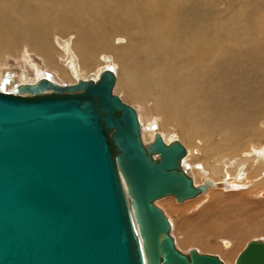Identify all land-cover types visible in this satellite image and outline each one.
I'll return each instance as SVG.
<instances>
[{
    "label": "water",
    "instance_id": "95a60500",
    "mask_svg": "<svg viewBox=\"0 0 264 264\" xmlns=\"http://www.w3.org/2000/svg\"><path fill=\"white\" fill-rule=\"evenodd\" d=\"M115 79L107 66L97 79L0 90V264H224L179 250L155 203L216 184H194L178 139L142 141ZM234 264H264V240L246 242Z\"/></svg>",
    "mask_w": 264,
    "mask_h": 264
},
{
    "label": "bare ground",
    "instance_id": "6f19581e",
    "mask_svg": "<svg viewBox=\"0 0 264 264\" xmlns=\"http://www.w3.org/2000/svg\"><path fill=\"white\" fill-rule=\"evenodd\" d=\"M219 2L0 0V57L21 51L28 42L27 53H38L49 63L58 54L63 56L59 75L72 84L83 79L84 71L94 69L92 57L111 51L121 71L113 89L121 83L126 95L143 106L142 118L163 115L174 121L181 135L206 142L193 175L184 163L188 157L181 161L194 184L209 179L221 194L252 186L248 192L261 200L264 146L258 147L264 144V0H241L226 10L217 9ZM69 35L74 38L67 41ZM57 36L63 38L61 43ZM116 40L121 42L114 44ZM102 60L111 62L108 55ZM34 70L36 79L19 84L47 76ZM150 126L141 124L143 142L152 141L156 133L147 129ZM167 133L161 135L165 142L175 136ZM190 149L185 154L189 157L195 150ZM230 232L222 228L223 236ZM222 238L227 248L229 243Z\"/></svg>",
    "mask_w": 264,
    "mask_h": 264
},
{
    "label": "rangeland",
    "instance_id": "374dc122",
    "mask_svg": "<svg viewBox=\"0 0 264 264\" xmlns=\"http://www.w3.org/2000/svg\"><path fill=\"white\" fill-rule=\"evenodd\" d=\"M240 1L241 0H234L233 3H231L227 2V0H220L218 3L219 7L217 9L226 10ZM244 1H247L246 3L249 2V0H242V2ZM250 1L255 3L256 0ZM228 11L229 9L227 12ZM71 35H69L67 41H70L74 38L75 34H73L74 36ZM57 37L58 41L61 43L63 38L59 36ZM53 40L55 42V39ZM118 42L116 40L113 43L118 44ZM28 44V42L22 44L24 48L19 52L11 50L9 53L6 52L4 56L0 57V61L2 62V64L0 62V90L9 91L16 84L24 81H33L37 78V73L34 72V69L36 68L37 72L42 70L44 74L51 76L54 81H57L61 84L73 82L63 79L59 75L58 68L65 63L63 56L60 57V54H58L57 57L55 56V62L49 63L42 55L38 53H27L29 48ZM23 53H26L27 55L25 54L26 56L24 55L25 57H23L21 55ZM104 55L110 56L111 62H104L102 60V56L103 58L105 57ZM74 57H76L75 61L77 69H79L80 64L78 57L76 55ZM89 61L92 62L93 65L95 64L94 69L88 72L84 71V73L80 76L81 78L85 79L88 77L95 79L97 78V74L106 66H111L113 68L116 76H119L118 79L121 77L118 60H114V55L111 51H103L98 53L97 56L92 57ZM24 76L26 77V80H22V77ZM113 93L118 95L125 103L129 104L135 109L137 116L138 114L140 115L139 119L142 122L140 123L138 119L140 125L142 124L143 126H149V124L152 123L158 125L156 129L147 128L151 133L158 132L161 135H164L166 132H168L169 134L175 136L167 140V142L176 138L184 145L185 148L189 145L186 150L189 148L199 150L198 154H196V152L194 153L195 150H193V154L190 155V157L188 155L184 156L185 158L186 156L188 157L184 163L186 167L188 166L189 168L190 166V168H192H189V170L193 175L194 166L200 163L203 159H201V151L202 149L204 150L206 142L203 143V141L200 140V144L198 140L195 141V139H192L190 136L189 137L191 139H188L187 133V138L185 135H181L178 131V126L177 128L174 126V121H168V119L163 117V115L160 116L159 114H154V118L152 119L147 116L142 118L141 114L143 106L136 101L135 103L130 97L126 95L125 89L122 87L121 83L113 89ZM161 121L163 123H161ZM194 143L196 146H194ZM258 143L259 142H255V145ZM263 146L264 144L261 147L256 145V147L259 149H263ZM250 151H252V148H250ZM184 157L183 159H185ZM199 179V177H195L196 181H200ZM256 183L257 182L255 180V184ZM250 188H252V186L244 189L239 188L242 189L241 191L238 189L224 190L228 192L221 194L217 193L219 190H215L220 188L217 186H210L203 194H200L192 199L177 202L173 196H166L157 200V203H155L160 208H162L165 214L171 219V234L174 236L176 247L179 250L186 252L190 248H196L199 252L217 255L224 264H234L236 255L245 246L246 242L251 239L264 240V197H262L261 200L254 198L253 193L248 192ZM223 227H227L229 230H231V232L223 236ZM221 237H223L222 239L228 241L229 246L227 248L221 241Z\"/></svg>",
    "mask_w": 264,
    "mask_h": 264
}]
</instances>
